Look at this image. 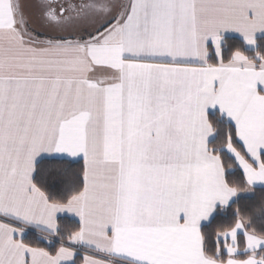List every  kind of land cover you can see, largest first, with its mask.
<instances>
[{
	"label": "snow or ice",
	"instance_id": "1",
	"mask_svg": "<svg viewBox=\"0 0 264 264\" xmlns=\"http://www.w3.org/2000/svg\"><path fill=\"white\" fill-rule=\"evenodd\" d=\"M34 6L55 34L0 0V264H264V0Z\"/></svg>",
	"mask_w": 264,
	"mask_h": 264
},
{
	"label": "trees",
	"instance_id": "2",
	"mask_svg": "<svg viewBox=\"0 0 264 264\" xmlns=\"http://www.w3.org/2000/svg\"><path fill=\"white\" fill-rule=\"evenodd\" d=\"M250 54H254V53H250ZM232 179H235V180L238 181V180L242 179V176H241V174L238 172L237 175H236L235 177H232ZM238 207L241 208V211H242V212L244 211L243 204H240V205L234 204V205H232V208H231V209L229 210V212L227 213V219H226V220H223V221H217L215 224H213L212 228L209 230V231H211V232L213 233V240L210 241V243H209V247H212V246H213V243H214V233H215L216 231H220V230H221V229H220V225H221V223H223V224H225V225L231 223V222H232V212H234ZM63 223L68 224L69 222H68V221H64ZM69 226L71 227V226H73V225L69 224ZM39 246H41V247H46V244H40ZM56 247H59V244H57ZM78 264H79V262H78Z\"/></svg>",
	"mask_w": 264,
	"mask_h": 264
},
{
	"label": "crops",
	"instance_id": "3",
	"mask_svg": "<svg viewBox=\"0 0 264 264\" xmlns=\"http://www.w3.org/2000/svg\"><path fill=\"white\" fill-rule=\"evenodd\" d=\"M73 2H76V0H73ZM25 3H26V7H27L28 9L36 8V7L34 6V0H25ZM36 25H37V24H36ZM31 27H33V26L31 25ZM33 28L36 29L37 31H39V32L41 33L42 36H44V35H52V34H54V33L52 32L51 29L49 30V32H47V31H42V30H40V29H37V28H35V27H33ZM46 28H47V27H45V29H46ZM109 72H110V70H108V69H106V68H104V67H102V66H98V67H96V68L94 69V75H95V76H98V77H103V76L109 74ZM61 215H64V214H61ZM84 254H86V253H84V252L81 253V255H84Z\"/></svg>",
	"mask_w": 264,
	"mask_h": 264
},
{
	"label": "rangeland",
	"instance_id": "4",
	"mask_svg": "<svg viewBox=\"0 0 264 264\" xmlns=\"http://www.w3.org/2000/svg\"><path fill=\"white\" fill-rule=\"evenodd\" d=\"M25 11L27 14H29L30 18H31V25L37 29H40L42 31H47L49 32V28L45 27H40L37 23H36V17L38 16V9L37 8H33V9H28L27 7L25 8ZM37 24V25H36ZM55 34V33H54Z\"/></svg>",
	"mask_w": 264,
	"mask_h": 264
},
{
	"label": "flooded vegetation",
	"instance_id": "5",
	"mask_svg": "<svg viewBox=\"0 0 264 264\" xmlns=\"http://www.w3.org/2000/svg\"><path fill=\"white\" fill-rule=\"evenodd\" d=\"M76 2H78V0H76Z\"/></svg>",
	"mask_w": 264,
	"mask_h": 264
}]
</instances>
